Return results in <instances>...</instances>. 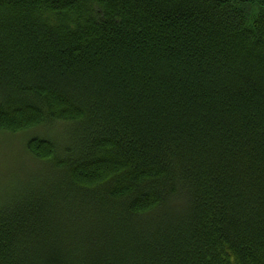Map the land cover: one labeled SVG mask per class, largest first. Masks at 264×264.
I'll list each match as a JSON object with an SVG mask.
<instances>
[{"label":"trees","instance_id":"obj_1","mask_svg":"<svg viewBox=\"0 0 264 264\" xmlns=\"http://www.w3.org/2000/svg\"><path fill=\"white\" fill-rule=\"evenodd\" d=\"M46 127L0 264H264V0H0V130Z\"/></svg>","mask_w":264,"mask_h":264},{"label":"rangeland","instance_id":"obj_2","mask_svg":"<svg viewBox=\"0 0 264 264\" xmlns=\"http://www.w3.org/2000/svg\"><path fill=\"white\" fill-rule=\"evenodd\" d=\"M59 128V129H58ZM46 127L27 133H5L0 130V206H4L13 196H18L29 188L31 180L48 171L28 153L31 144L37 149L41 140L62 141V128Z\"/></svg>","mask_w":264,"mask_h":264}]
</instances>
